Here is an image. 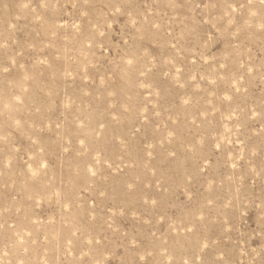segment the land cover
Segmentation results:
<instances>
[{"label": "rangeland", "instance_id": "374dc122", "mask_svg": "<svg viewBox=\"0 0 264 264\" xmlns=\"http://www.w3.org/2000/svg\"><path fill=\"white\" fill-rule=\"evenodd\" d=\"M0 264H264V0H0Z\"/></svg>", "mask_w": 264, "mask_h": 264}]
</instances>
